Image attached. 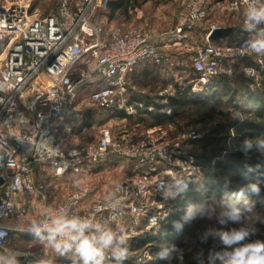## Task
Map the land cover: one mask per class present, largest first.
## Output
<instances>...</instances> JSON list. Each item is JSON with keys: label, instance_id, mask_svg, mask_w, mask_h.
Returning <instances> with one entry per match:
<instances>
[{"label": "built area", "instance_id": "2783aa9c", "mask_svg": "<svg viewBox=\"0 0 264 264\" xmlns=\"http://www.w3.org/2000/svg\"><path fill=\"white\" fill-rule=\"evenodd\" d=\"M31 3L0 0V252L17 236L49 237L45 225L60 215L98 223L121 243L157 231L170 215L172 194L201 175L202 167L184 147L207 131L175 130L169 121L168 130L157 124L139 133L138 121L128 129L104 123L85 142L83 133L91 128L83 126V112L124 119L140 113L170 116L177 92L170 86L156 93L137 87L149 67L177 78L189 63L195 79L188 87L200 92L237 70L257 81L264 72V49L251 45L264 40V21H250L247 14L264 8V0H184L176 23L154 37L148 22L122 31L98 24L94 11L102 0H58L47 14L31 9ZM240 11L239 36L210 40L223 28L216 17ZM202 25H207L203 41L189 42ZM121 160L131 166L121 181L109 188L86 182L99 168ZM38 167L49 169L52 180L67 189L61 201L50 199L51 184ZM104 256L114 264L109 248ZM136 256L129 254L127 264ZM153 256L146 248L144 263ZM20 258L21 264H43L34 252Z\"/></svg>", "mask_w": 264, "mask_h": 264}, {"label": "rangeland", "instance_id": "374dc122", "mask_svg": "<svg viewBox=\"0 0 264 264\" xmlns=\"http://www.w3.org/2000/svg\"><path fill=\"white\" fill-rule=\"evenodd\" d=\"M102 1L105 3L107 0ZM7 2L23 3V0H7ZM57 2L58 0H32L31 9H35L42 14H47L56 8ZM180 3L181 0H147V2L140 8L136 9V11L130 10L127 14H120L117 12L112 18L108 16L109 10L104 8V4H102L96 7L94 11V19L98 24H105L107 27L121 31L128 28H140L145 22H148L150 27L149 34L154 37L157 33L163 32L174 25L173 13H175ZM224 17L225 16L221 18L216 17L214 21L219 23L228 22V24L236 26L240 25L244 13L240 11L233 18ZM172 75L173 73L166 69L159 71L154 68L152 69L151 67L147 77L141 76L137 83V87L146 90L148 93H156L158 90L169 86L178 93H182L184 90L188 89V99L192 98L193 100L182 106L175 107L176 109L174 110L172 109V114L173 112L174 114H171L170 122L173 123L175 130L184 127H191L193 129L198 128L197 123H200L206 117H211V119L207 121L205 120L207 126L202 131L212 129L227 121L244 119L247 114L256 111V106L248 105L247 103L251 96L258 97L259 103L264 106V84H259V81L264 78L261 79V77H259L257 81H249L237 70L230 78L221 77L215 79V81L217 80V83L216 85L214 84L215 86L212 89L201 90L200 92L197 90L193 91L192 84L188 87V83L195 79V75L191 70L189 63H187L183 71H180L177 78H173ZM83 115L85 117L82 121L83 126L91 128L83 133V141L85 142L91 141L93 139V129L104 123L115 128L124 125L125 128L128 129L135 124V121H138L139 133H143L145 130L157 124L161 125L163 129L168 130L166 129L168 120H158L155 113L151 116H146L145 114L140 113V117L134 119L125 118L122 123V118H110V116L104 112L84 111ZM170 135L173 137L175 136L174 133L173 135L172 133ZM75 142L76 141H74V143ZM184 152L194 157L195 155L200 154V149L198 146H192L189 143L185 145ZM38 169H41L42 171V177L40 176L42 180L51 184L47 187V194L50 199L53 202L61 201L68 193L67 189L57 185L54 179L52 180L51 171L49 169L42 167H38ZM130 170L131 166L126 161H117L99 168L96 172L86 178V182H93L97 186L109 188L111 185H114L127 177ZM229 175H233V173L231 172ZM212 181L213 180L211 179H204L201 171V175L192 180L188 184L189 186H184L177 194H172L168 204L170 215L182 209H187V211L191 212L192 219L184 224L181 231L172 237L170 252L166 253V256H161L162 259H167L169 262H173L186 256V261L193 263L188 256L193 255L194 251H196L198 242L205 239L207 236L214 237L216 242L219 241V246H224L225 252H231L233 248L223 244L220 239V232L229 231L234 228H246L249 232H251V227L259 229L262 220L259 219L256 212L245 215L244 209L246 204L225 203V201L217 200L214 196L211 198L208 197V185L212 183ZM248 193L255 195L253 198L255 202L260 201L259 193L254 190H249ZM189 200L193 201V206H187L188 208H184L182 204H186V201ZM229 205H235L239 208L241 210V216L245 215L248 221L242 223L240 220L234 221L226 215L221 216L222 212L230 210L228 207ZM222 220L223 222H221ZM148 235L154 237L156 231L149 233ZM246 241L247 238L242 243L246 244ZM126 246L127 244L121 243L116 239L109 250H111L112 253L113 249L116 247L128 249ZM145 249L146 248H143L136 252L130 249L127 250V256L129 254L137 255L130 259L132 264H146L144 263ZM27 251L37 253L43 264H83V261L77 253L67 251L57 252L54 247V242L50 240L48 236H38V234H26L15 237L13 244L8 247L5 252H0V264H21L20 257ZM153 257L155 258V256ZM207 257V254H201V258L194 263L223 264L221 258H218L212 263H208L206 260ZM127 260L128 259L117 261L113 256L114 264H127ZM138 260L141 261L138 262ZM103 264H110L105 256Z\"/></svg>", "mask_w": 264, "mask_h": 264}, {"label": "trees", "instance_id": "16d2710c", "mask_svg": "<svg viewBox=\"0 0 264 264\" xmlns=\"http://www.w3.org/2000/svg\"><path fill=\"white\" fill-rule=\"evenodd\" d=\"M146 1L107 0L103 7L109 10L108 16L112 18L117 12L127 14L130 10L140 8ZM259 77L264 78V72ZM216 81H213L211 89L216 85ZM261 83L264 84V79L259 81V84ZM191 100L193 99H188V89H186L182 93L177 92L175 97L170 99L169 104L174 110L175 107L182 106ZM258 100L259 98L255 96L249 98L248 105L256 106V111L247 114L244 119L221 123L212 129L206 130L207 133L203 138L190 142L192 146H198L200 149V154L194 157L197 164L202 167L204 179L213 180L208 185V197L214 196L217 200L225 201V203L246 204L245 215L256 212L259 219L262 220L259 229L250 228L251 234L247 238L246 244L254 243L257 240L264 241V106ZM155 114L158 120H168L167 122H169L171 120L170 116L174 112L168 117L158 113ZM145 115L151 116L153 113ZM210 119L211 117H206L203 121L197 123L198 128H195V130L202 131L205 129L207 126L206 121ZM231 172L233 175H229ZM249 190L259 193L260 201L255 202L253 199L255 195L248 193ZM186 202V204H182L184 208L193 206L192 200ZM248 205L251 206L250 212L247 210ZM191 215V212L187 209L171 214L158 228L154 237H150L147 233L144 237L125 243L127 244L126 247L132 251L148 248L155 258L152 262L146 264H195L194 262L201 258V254H207L206 260L208 263L216 261L224 255L225 250L224 246L220 247L219 241L216 242L215 238L211 236L200 240L196 246V251H194L195 254L188 256L193 263L187 262L186 256L173 262L162 259L161 253L170 252L172 237L181 231L184 224L192 219ZM245 215L241 216L240 221L242 223L248 221Z\"/></svg>", "mask_w": 264, "mask_h": 264}, {"label": "clouds", "instance_id": "9594fccd", "mask_svg": "<svg viewBox=\"0 0 264 264\" xmlns=\"http://www.w3.org/2000/svg\"><path fill=\"white\" fill-rule=\"evenodd\" d=\"M247 15L250 21H256L257 23L264 21V8L259 10L251 8ZM252 26V24H249L250 28ZM251 46L253 49L260 51L264 49V40L257 41ZM254 190L256 189L254 188ZM228 207L230 210L222 212L221 216L226 215L234 221H239L241 210L235 205H229ZM247 210L251 211L250 205L247 206ZM45 227L49 232V239L55 241L54 247L57 252L74 248L83 264H103L104 250L110 248L117 239L112 230L103 229L98 223L93 224L91 220L78 217L70 219L63 215L56 216ZM89 229H95V233L86 234V230ZM219 235L224 245L233 248L231 252H225L220 257L223 264H264V241L257 240L254 243H242L250 235L248 229L234 228L229 231H222ZM57 237L61 239L57 240ZM112 254L117 261H122L127 258V249L116 247L113 249ZM161 256H166V253H161Z\"/></svg>", "mask_w": 264, "mask_h": 264}, {"label": "crops", "instance_id": "0c3cea01", "mask_svg": "<svg viewBox=\"0 0 264 264\" xmlns=\"http://www.w3.org/2000/svg\"><path fill=\"white\" fill-rule=\"evenodd\" d=\"M147 2V1H146ZM145 2V3H146ZM183 2H184V0H181V3H180V5L178 6V8H177V10L175 11V13H173V22H174V24L176 23V21H177V18H178V14H179V12H180V10H181V8H182V4H183ZM144 3V4H145ZM138 9V8H137ZM134 11H136V9H134ZM235 15H237V13L236 14H227V16L226 15H224L225 17L224 18H226V17H230V18H233ZM243 19H244V17H243ZM243 19H242V21H241V23H240V25H232V24H228V22L226 23H220L221 24V27H223V28H230L231 30H232V32H231V35L228 37V38H226V39H221V40H223V41H226V40H230V39H232V38H234V37H237V36H239L242 32H243V30H244V27H243V24H242V22H243ZM217 22V21H216ZM219 23V22H218ZM206 29H207V25H202V27H200L199 29H197L196 31H194L193 33H191L189 36H188V41L189 42H191V43H195V42H202L203 41V36H204V33H205V31H206ZM156 34V33H155ZM212 41H219V40H212ZM150 68L151 67H149V68H145V69H143L142 71H141V76L142 77H147V74L150 72ZM153 69V68H152ZM159 71H161V70H159ZM140 80V79H139ZM114 117H116V118H122V121H121V123L123 122V120H125L123 117H122V115H115ZM110 118H112V117H110Z\"/></svg>", "mask_w": 264, "mask_h": 264}, {"label": "water", "instance_id": "95a60500", "mask_svg": "<svg viewBox=\"0 0 264 264\" xmlns=\"http://www.w3.org/2000/svg\"><path fill=\"white\" fill-rule=\"evenodd\" d=\"M232 30L230 28H219L213 31L210 35V40L226 39L231 35ZM1 183V181H0ZM184 187V185L182 186Z\"/></svg>", "mask_w": 264, "mask_h": 264}]
</instances>
